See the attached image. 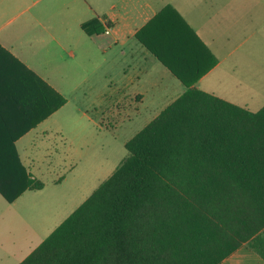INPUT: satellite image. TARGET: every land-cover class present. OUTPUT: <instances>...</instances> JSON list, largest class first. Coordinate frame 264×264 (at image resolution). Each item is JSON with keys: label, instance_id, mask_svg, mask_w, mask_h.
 Segmentation results:
<instances>
[{"label": "trees", "instance_id": "16d2710c", "mask_svg": "<svg viewBox=\"0 0 264 264\" xmlns=\"http://www.w3.org/2000/svg\"><path fill=\"white\" fill-rule=\"evenodd\" d=\"M98 23L82 26L92 34ZM125 146L112 174L19 264H220L243 246L264 258V106L188 87ZM18 165L21 178L0 172L10 202L44 187Z\"/></svg>", "mask_w": 264, "mask_h": 264}, {"label": "crops", "instance_id": "0c3cea01", "mask_svg": "<svg viewBox=\"0 0 264 264\" xmlns=\"http://www.w3.org/2000/svg\"><path fill=\"white\" fill-rule=\"evenodd\" d=\"M221 7L229 27L242 13L245 23L259 25L264 41V0H0V172L21 178L20 162L40 179L19 144L60 109L66 80L56 73L69 63L66 55L81 59L92 48L112 55L123 92L158 88L172 103L188 87L203 89L220 61L202 20L218 21ZM94 18L102 30L89 34L82 25ZM255 34L246 32L245 41ZM148 93L133 94L144 101ZM44 187L26 189L13 202L0 192V264H19L58 226H46L44 209L30 202ZM220 264H264V258L243 246Z\"/></svg>", "mask_w": 264, "mask_h": 264}, {"label": "rangeland", "instance_id": "374dc122", "mask_svg": "<svg viewBox=\"0 0 264 264\" xmlns=\"http://www.w3.org/2000/svg\"><path fill=\"white\" fill-rule=\"evenodd\" d=\"M226 10L221 7L218 21L202 20L203 32L214 38L220 64L201 88L257 111L264 106V41L259 40V25L245 23L242 13L229 27ZM251 30L256 34L245 41ZM82 57L66 55L69 63L56 73L66 80L60 81V109L37 134L19 144L21 155L27 164L33 162L36 175L45 183L30 202L44 209L40 218L53 228L112 174L128 154L126 142L172 98L162 96L158 88L131 86L123 92L116 81L121 66L112 55L92 48L90 55ZM137 90H147L149 96L141 101L134 97Z\"/></svg>", "mask_w": 264, "mask_h": 264}]
</instances>
